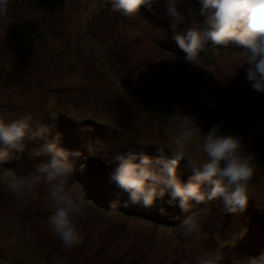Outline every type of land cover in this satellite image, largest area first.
Here are the masks:
<instances>
[{
	"label": "rangeland",
	"instance_id": "rangeland-1",
	"mask_svg": "<svg viewBox=\"0 0 264 264\" xmlns=\"http://www.w3.org/2000/svg\"><path fill=\"white\" fill-rule=\"evenodd\" d=\"M178 2L206 27L199 0ZM164 4L156 0L127 16L109 0H9L0 15V117L31 116L34 129L42 123L49 133L26 141L24 153L12 152L0 175L34 172L48 158L31 151L59 133L73 165L66 191L73 199L77 188L84 193L83 211L72 214L83 240L65 248L52 232L51 184L42 181L24 204L0 180V264H202L213 252L222 256L219 264H249L264 254V93L246 82V56L235 45L187 62ZM182 115L195 118L201 136L219 124L218 135L239 136L255 157L244 212L225 213L220 199L190 201L184 212L178 200L169 205L167 192L145 208L112 179L118 155L131 150L139 162L141 151L152 157L157 148L165 156L179 150L182 129L173 117ZM199 144L193 137L183 145L196 166L206 160ZM177 175L182 182L193 175L187 159ZM187 216L201 232H185Z\"/></svg>",
	"mask_w": 264,
	"mask_h": 264
},
{
	"label": "clouds",
	"instance_id": "clouds-1",
	"mask_svg": "<svg viewBox=\"0 0 264 264\" xmlns=\"http://www.w3.org/2000/svg\"><path fill=\"white\" fill-rule=\"evenodd\" d=\"M113 11L133 16L141 7L151 8L156 0H109ZM200 15L205 17L202 24L197 23L191 10L187 16L181 11L178 0H165V19L174 35L172 39L185 53V60L190 64L200 63L202 54L211 48H228L235 45L244 51L246 59L241 66L246 71V82L258 93H264V0H199ZM9 0H0V15L8 12ZM191 21V26L181 33L179 26ZM211 47H208V44ZM179 120L182 129L174 143L177 151L165 156L162 148H157L154 156L149 157L141 151L139 162H135L133 152L116 156L118 167L112 179L125 192L129 193L133 204L143 202L145 208L151 207L156 198L170 195L171 205L179 201L182 211L188 212L190 201L203 203L220 199L225 213L237 214L245 211L248 204V183L254 175L255 157L245 154L243 141L239 136L218 135L220 125L213 126L207 134L201 136V129L195 118L190 115L173 117ZM49 129L44 124L33 127L31 116H19L6 120L0 117V164L10 160L11 153H24L26 141L45 139ZM195 137L200 141L199 149L206 160L196 166L191 158H186L183 145ZM60 134L51 141L31 151L33 157H47L45 162L36 164L34 172L18 175L16 170L3 169L0 180L6 189L27 204L35 199L36 187L43 181L51 184L49 193L51 201L57 205L55 211L48 216L52 232L59 238L62 246L72 248L83 240L80 229L76 226L72 214L83 211L84 193L77 188L75 199L66 191V178L73 172V165L68 157L71 153L59 147ZM78 155V154H77ZM187 159V166L193 175L187 182H182L177 175L181 161ZM57 181V183H52ZM210 185L205 193L202 186ZM127 207V205H125ZM117 210L116 204L110 205ZM163 214V209L160 210ZM187 234L199 233L202 226L191 216L183 220ZM222 256L211 253L202 264H219ZM249 264H264V254L252 258Z\"/></svg>",
	"mask_w": 264,
	"mask_h": 264
}]
</instances>
